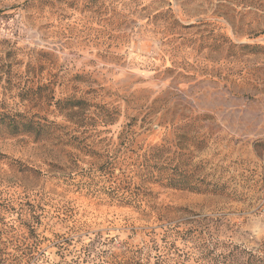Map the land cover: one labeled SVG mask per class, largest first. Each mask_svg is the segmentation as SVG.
Segmentation results:
<instances>
[{"label":"rangeland","instance_id":"374dc122","mask_svg":"<svg viewBox=\"0 0 264 264\" xmlns=\"http://www.w3.org/2000/svg\"><path fill=\"white\" fill-rule=\"evenodd\" d=\"M4 113L44 129L0 131V264H179L197 222L264 243V0H0Z\"/></svg>","mask_w":264,"mask_h":264},{"label":"trees","instance_id":"16d2710c","mask_svg":"<svg viewBox=\"0 0 264 264\" xmlns=\"http://www.w3.org/2000/svg\"><path fill=\"white\" fill-rule=\"evenodd\" d=\"M39 93H41L39 91ZM18 116L7 117V115L0 114V131L5 130L10 134L16 135L18 133L34 134L35 137L40 136L43 125L39 122L33 121V119H18ZM108 170V169H107ZM110 171V170H108ZM111 171L108 176L112 175ZM188 181L175 182L173 179L167 182V187H183L187 191H193L195 193H211L216 194V190L204 189L200 192L199 189L193 186H187ZM186 185V186H185ZM139 189V187H138ZM137 188H132L130 182L118 184L114 187V190L122 191L126 195V199H122L125 204H130L134 197L138 196L135 191H139ZM141 190V204L144 206L149 203L147 200L151 198V194L142 189ZM207 226H201L200 222L193 224L186 230L180 229L178 226H174L173 229L167 233L166 241H168V251L180 253L178 257L181 258V251L179 246L175 243L179 242L183 248L191 249L192 253L187 255L186 260H181L179 264H264V243H262L256 250H246L241 246L234 245L228 240L219 238L218 236L207 234ZM175 244V246H174Z\"/></svg>","mask_w":264,"mask_h":264}]
</instances>
